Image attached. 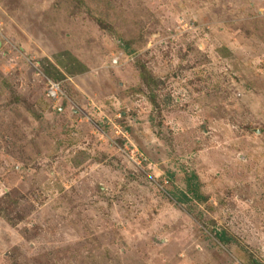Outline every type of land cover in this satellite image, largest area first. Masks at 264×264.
I'll use <instances>...</instances> for the list:
<instances>
[{
  "label": "rangeland",
  "instance_id": "1",
  "mask_svg": "<svg viewBox=\"0 0 264 264\" xmlns=\"http://www.w3.org/2000/svg\"><path fill=\"white\" fill-rule=\"evenodd\" d=\"M66 52L87 70L55 80ZM252 258L264 0H0V264Z\"/></svg>",
  "mask_w": 264,
  "mask_h": 264
},
{
  "label": "trees",
  "instance_id": "2",
  "mask_svg": "<svg viewBox=\"0 0 264 264\" xmlns=\"http://www.w3.org/2000/svg\"><path fill=\"white\" fill-rule=\"evenodd\" d=\"M68 56H70L69 61L67 63H63L60 60V64H63L65 70L61 71L58 67L53 66L55 73L47 70V75L53 77L55 80H61L65 77L66 74H76V73H81L86 71V67L81 64L80 61L77 60L74 56L71 54L69 55L68 52H66ZM62 60V59H61ZM59 65V64H58ZM142 77L146 80L148 85H152L153 83L156 84V81L152 78L149 77L146 73L142 72L141 73ZM80 164V161L75 162V165ZM186 182H187V191L186 192H177L176 194H172L173 197L176 198L177 202H187V200L190 199H195L199 201H204L205 196L201 193L200 190V183H199V177L196 173H191L186 176ZM217 237L219 238L220 241L228 242L232 241V238L228 236V233L226 231H220L217 233ZM251 264H263L259 260H256L252 258L249 260Z\"/></svg>",
  "mask_w": 264,
  "mask_h": 264
},
{
  "label": "built area",
  "instance_id": "3",
  "mask_svg": "<svg viewBox=\"0 0 264 264\" xmlns=\"http://www.w3.org/2000/svg\"><path fill=\"white\" fill-rule=\"evenodd\" d=\"M48 84V95L53 97H59L60 94L63 92L61 82L49 79Z\"/></svg>",
  "mask_w": 264,
  "mask_h": 264
}]
</instances>
